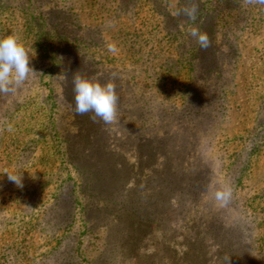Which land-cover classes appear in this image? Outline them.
<instances>
[{
	"label": "rangeland",
	"instance_id": "374dc122",
	"mask_svg": "<svg viewBox=\"0 0 264 264\" xmlns=\"http://www.w3.org/2000/svg\"><path fill=\"white\" fill-rule=\"evenodd\" d=\"M193 2L194 22L178 14ZM12 32L37 73L16 97L0 95V264H264V5L0 0V36ZM56 50L70 55L67 76L53 73ZM76 72L114 79L118 121L100 123L130 165L144 164L137 192L153 231L136 262L117 226L89 229L71 194L81 179L66 151L83 125Z\"/></svg>",
	"mask_w": 264,
	"mask_h": 264
},
{
	"label": "trees",
	"instance_id": "16d2710c",
	"mask_svg": "<svg viewBox=\"0 0 264 264\" xmlns=\"http://www.w3.org/2000/svg\"><path fill=\"white\" fill-rule=\"evenodd\" d=\"M222 1H225L226 5L231 0ZM44 49L50 51L47 46ZM200 52L198 51V54ZM55 53L56 56L49 62L54 69L53 73H57L56 69H64L67 76L70 71V55L66 52H63V56L58 55L57 50ZM73 109L75 110V106ZM93 116L94 113L78 115L83 119V125L79 126L78 139L67 140L69 163L81 176L72 187L71 194L75 196L76 206H79L78 200H83L81 210L86 223L91 225L89 229L94 231L101 226L113 230L117 226L115 228L118 235L114 238L125 245L127 252L135 253L127 255L130 262H136L139 256L136 253L145 249L142 245V235L153 231L152 222L150 223L153 212L145 211L147 206L144 199L138 197L137 192L141 181L138 171L135 170L142 168L144 164L138 161V164L130 165L125 158V152L113 149L106 139V130L102 128L100 118L96 117L93 121ZM169 200L170 197L164 198L163 203ZM61 215L63 216V212ZM107 219L111 220L114 226L108 228ZM100 259L97 258L95 264H98Z\"/></svg>",
	"mask_w": 264,
	"mask_h": 264
},
{
	"label": "clouds",
	"instance_id": "9594fccd",
	"mask_svg": "<svg viewBox=\"0 0 264 264\" xmlns=\"http://www.w3.org/2000/svg\"><path fill=\"white\" fill-rule=\"evenodd\" d=\"M248 3L264 5V0H247ZM198 5L191 3L190 6L180 10L189 20L197 19ZM190 35L197 41L202 49H207L211 41L206 32H201L198 27H192ZM115 49L109 45V51ZM36 71L30 65V55L19 33L12 32L0 36V95L16 97L36 75ZM75 101V113L85 115L94 113L95 120L99 117L105 124L118 121L117 106L119 97L116 93L114 79L101 83L96 77L76 72L72 79ZM8 179L18 187H23L21 174L7 172ZM232 196V188L225 184L214 193V197L221 205L227 204Z\"/></svg>",
	"mask_w": 264,
	"mask_h": 264
}]
</instances>
